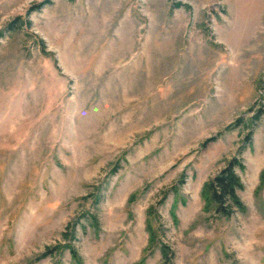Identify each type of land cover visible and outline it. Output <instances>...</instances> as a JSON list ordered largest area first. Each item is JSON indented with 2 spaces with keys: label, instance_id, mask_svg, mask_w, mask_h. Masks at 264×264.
<instances>
[{
  "label": "rangeland",
  "instance_id": "obj_1",
  "mask_svg": "<svg viewBox=\"0 0 264 264\" xmlns=\"http://www.w3.org/2000/svg\"><path fill=\"white\" fill-rule=\"evenodd\" d=\"M262 173L264 0H0V264H264Z\"/></svg>",
  "mask_w": 264,
  "mask_h": 264
},
{
  "label": "trees",
  "instance_id": "obj_2",
  "mask_svg": "<svg viewBox=\"0 0 264 264\" xmlns=\"http://www.w3.org/2000/svg\"><path fill=\"white\" fill-rule=\"evenodd\" d=\"M40 7V5L36 6ZM242 168L237 160H232L215 177L203 184L201 195L206 207L214 209L223 216L231 214V208L243 211L244 207L236 192L242 189L240 179L234 168ZM263 173L261 178H263Z\"/></svg>",
  "mask_w": 264,
  "mask_h": 264
}]
</instances>
